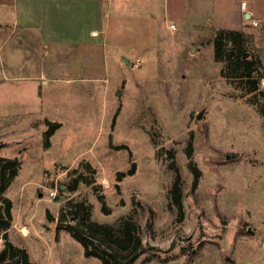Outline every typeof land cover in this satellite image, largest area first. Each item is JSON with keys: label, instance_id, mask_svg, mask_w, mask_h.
Instances as JSON below:
<instances>
[{"label": "rangeland", "instance_id": "rangeland-1", "mask_svg": "<svg viewBox=\"0 0 264 264\" xmlns=\"http://www.w3.org/2000/svg\"><path fill=\"white\" fill-rule=\"evenodd\" d=\"M163 11V0L104 3L108 37L92 43L86 57L88 49L58 56L70 53L58 48L63 43L0 38V82L12 85L3 96L17 109L0 110V140L8 144L3 154L20 163L3 194L17 223L0 232V251L13 244L34 264H102L56 231L62 214L65 224H75L69 212L83 202L93 224L117 230L131 219L138 226L144 253L134 264H264V97L244 95L220 76L212 28L181 25ZM256 12L247 53L264 63V22ZM0 23L12 25V0H0ZM40 72L61 80H3ZM29 112L43 122L27 121ZM46 120L59 124L48 147L41 135ZM32 123V140L20 137ZM133 164L134 174L118 181ZM190 164L199 172L195 189ZM175 174L181 221L170 204Z\"/></svg>", "mask_w": 264, "mask_h": 264}, {"label": "crops", "instance_id": "crops-1", "mask_svg": "<svg viewBox=\"0 0 264 264\" xmlns=\"http://www.w3.org/2000/svg\"><path fill=\"white\" fill-rule=\"evenodd\" d=\"M112 0H12V25L3 26L0 29V38L4 41L9 38H18V43L35 42L38 40L48 41L56 47L57 43H63L58 48L62 51H69V54L63 53L61 57H80L81 50L83 53L88 49L91 54L92 43L107 40L108 30L103 28L104 20L102 8L104 3L110 5ZM153 3L155 0H150ZM180 6L176 5L177 1L163 0V13L165 16L178 20L181 25H208L214 32L217 30H230L246 34L251 27L250 19L253 12H260L261 22H264V0H179ZM258 1V2H255ZM241 3H245V9L241 8ZM257 13V12H256ZM258 14V13H257ZM246 15L249 18L246 19ZM257 20V18H252ZM2 31V33H1ZM127 40L119 38L116 41ZM67 43H73L66 49ZM74 43H83L80 48H75ZM26 47L31 48V45ZM60 51V50H59ZM51 73L40 72L38 76L18 75L13 77H4L3 80L11 82L31 81L42 82L44 86L50 83L60 81L61 79ZM64 80V79H63ZM65 81H68L65 79ZM5 87H2L4 86ZM12 85L10 83L0 82V110L4 114H16L13 111L12 104H9L8 97L3 96L4 91H8ZM38 97V96H37ZM39 98V97H38ZM37 100H41L39 98ZM38 101V102H39ZM32 112H29V115ZM9 116V115H8ZM26 118L27 121L43 122L41 118ZM23 118V117H22ZM47 121V120H46ZM36 123L27 127H22L20 137L32 140L34 133L28 131V128L35 129ZM42 127V125H41ZM43 130L41 128V135ZM4 145L0 149V156L7 157L3 151L7 149V143L0 140ZM31 143V142H30ZM12 215V209H11ZM17 223V216L12 215V223ZM22 228H25L21 225ZM11 229V228H10ZM9 229V230H10ZM22 234V233H21ZM22 237H25L22 235Z\"/></svg>", "mask_w": 264, "mask_h": 264}, {"label": "trees", "instance_id": "trees-1", "mask_svg": "<svg viewBox=\"0 0 264 264\" xmlns=\"http://www.w3.org/2000/svg\"><path fill=\"white\" fill-rule=\"evenodd\" d=\"M214 47V60L221 64L220 76L225 78L235 89L244 95L264 93L259 91V83L264 78V63L259 57L247 53L246 35L237 31L217 30L212 40ZM245 54H248L245 56ZM253 104V103H252ZM259 112L264 115V106ZM47 131L42 135L43 146L50 145V137L59 127L57 123L45 121ZM3 145L0 143V148ZM120 148H126L124 146ZM19 161L16 157L7 158L0 156V232L7 231L12 226V202L3 194L17 175ZM173 166V165H172ZM193 174L192 188L195 189L199 179V172L193 164L189 165ZM134 164L127 173H117V180L121 181L127 175L134 174ZM79 180L75 179L69 187L70 192L76 190ZM90 184V181H85ZM171 207L177 209L178 221L183 218L182 211V181L175 174L170 191ZM102 205V211L107 212L103 198L98 196ZM74 225L65 224L66 217L62 214L58 217L56 231L64 230L72 239L83 248L85 257L96 258L102 264H134L144 247L139 236L138 226L131 220L126 219L119 229L97 225L90 222L89 207L83 202L77 203L69 212ZM47 220H52L51 215L46 213ZM0 264H34L29 260L25 249L7 244L0 251Z\"/></svg>", "mask_w": 264, "mask_h": 264}, {"label": "built area", "instance_id": "built-area-1", "mask_svg": "<svg viewBox=\"0 0 264 264\" xmlns=\"http://www.w3.org/2000/svg\"><path fill=\"white\" fill-rule=\"evenodd\" d=\"M241 8L242 9H245V3H241ZM249 21H250V24H251V26H253V27H255V26H257L258 25V22L255 20V19H248ZM134 64H136V63H134ZM137 66V65H136ZM51 195H53V194H51Z\"/></svg>", "mask_w": 264, "mask_h": 264}, {"label": "water", "instance_id": "water-1", "mask_svg": "<svg viewBox=\"0 0 264 264\" xmlns=\"http://www.w3.org/2000/svg\"><path fill=\"white\" fill-rule=\"evenodd\" d=\"M249 18V15H246V19H248ZM192 53L194 52V49H192V51H191ZM248 54H245V56H247ZM124 62L127 64L128 63V61L127 60H124ZM200 114H198L197 115V118H200Z\"/></svg>", "mask_w": 264, "mask_h": 264}, {"label": "bare ground", "instance_id": "bare-ground-1", "mask_svg": "<svg viewBox=\"0 0 264 264\" xmlns=\"http://www.w3.org/2000/svg\"><path fill=\"white\" fill-rule=\"evenodd\" d=\"M21 232H22V235H23V236H27V235H28V230H27V228H23Z\"/></svg>", "mask_w": 264, "mask_h": 264}]
</instances>
